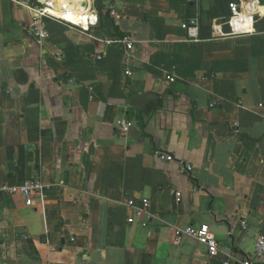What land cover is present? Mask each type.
Returning <instances> with one entry per match:
<instances>
[{
	"label": "crops",
	"instance_id": "crops-1",
	"mask_svg": "<svg viewBox=\"0 0 264 264\" xmlns=\"http://www.w3.org/2000/svg\"><path fill=\"white\" fill-rule=\"evenodd\" d=\"M60 1L51 11L87 22L49 19L39 44L31 9L0 0V184L46 185L32 205L0 194V264H264L253 256L264 234V6L250 30L231 14L203 37L211 0ZM192 18L195 36L183 27ZM144 93L154 99L130 105ZM144 198L150 216L130 223L128 200ZM201 223L219 241L214 257L176 234Z\"/></svg>",
	"mask_w": 264,
	"mask_h": 264
},
{
	"label": "built area",
	"instance_id": "built-area-1",
	"mask_svg": "<svg viewBox=\"0 0 264 264\" xmlns=\"http://www.w3.org/2000/svg\"><path fill=\"white\" fill-rule=\"evenodd\" d=\"M18 3L26 5L32 11V20L29 27V34L39 43L43 44L50 37V31L47 26V21L49 19L58 18L60 16L56 15L51 11V5L49 2L51 0H15ZM259 0H239V1H231L229 3L231 18H240L245 13L251 15L252 19L255 15H263L261 11L257 8L262 7L264 5H259ZM111 15L118 19L119 13L111 6ZM198 19L192 18L189 22H185L183 24L184 28H187L191 35L195 36L198 29ZM235 29V28H233ZM119 42L125 44L127 49H131L134 45V41L130 36H126L120 40ZM127 74H131L130 70L126 71ZM169 83H173L176 81V76L172 73L166 76ZM260 107L264 109V102L259 104ZM237 125V123H235ZM130 126L129 122H122L121 127L123 132H127ZM157 156L160 159L173 161L176 157L172 154L165 153L161 150L156 151ZM184 171H192L193 165L189 163H183ZM46 189V185L40 178H29L24 180L22 183L12 184V183H4L0 184V194L5 195H16L20 194L24 197L25 203L27 205H32L36 197L43 194ZM180 194V193H179ZM178 194V195H179ZM128 205L133 208V215L129 218L130 223H134L135 221H139L144 215L151 214V201L149 198H144L140 204H136L134 200L129 199ZM244 226L246 224L244 223ZM176 234L178 237L183 235L191 236L195 238L199 243L205 245L208 250V254L212 257L218 255L219 253V241L212 231L209 224L201 223L199 225H190L185 228H177ZM254 258L256 260H261L264 262V234H260L256 241ZM226 264H232L230 262H226ZM244 264H253V259L248 258L244 260Z\"/></svg>",
	"mask_w": 264,
	"mask_h": 264
},
{
	"label": "trees",
	"instance_id": "trees-1",
	"mask_svg": "<svg viewBox=\"0 0 264 264\" xmlns=\"http://www.w3.org/2000/svg\"><path fill=\"white\" fill-rule=\"evenodd\" d=\"M232 0H211V6L209 9L206 10L205 16L202 15L201 18V36H208L207 33H204L205 30L210 31L211 29V23L213 18L215 17H221L229 18L231 16L230 9H229V3ZM189 6L191 8L194 7V5H191V2H189ZM259 17L257 18V20ZM262 20L259 19V21L256 22L257 27L262 26Z\"/></svg>",
	"mask_w": 264,
	"mask_h": 264
},
{
	"label": "bare ground",
	"instance_id": "bare-ground-1",
	"mask_svg": "<svg viewBox=\"0 0 264 264\" xmlns=\"http://www.w3.org/2000/svg\"><path fill=\"white\" fill-rule=\"evenodd\" d=\"M63 1V0H61ZM60 1V2H61ZM67 1V0H65ZM89 2L90 0H81V1H78V2H74V4H82V2ZM60 4V3H59ZM73 3H71L70 5H72ZM58 9H55V11H52V12H55L56 15H59V16H63V17H66L67 19L69 20H72L76 23H85L87 22V13L84 12V13H76L74 14L71 10H68V12H64L63 10H59L57 11ZM75 12V11H74ZM241 20L243 19V22L241 20H238L239 23L236 25V29L238 31H248L251 29V24H252V17L250 14L246 13L244 15L241 16L240 18ZM244 23V25H243Z\"/></svg>",
	"mask_w": 264,
	"mask_h": 264
},
{
	"label": "water",
	"instance_id": "water-1",
	"mask_svg": "<svg viewBox=\"0 0 264 264\" xmlns=\"http://www.w3.org/2000/svg\"><path fill=\"white\" fill-rule=\"evenodd\" d=\"M85 5V2L83 3ZM259 5H264V0H259ZM154 93H144L139 94L137 96H134L130 99L129 103L131 106L137 107V108H144L147 101L154 99ZM154 103L148 104L146 108V112L148 113Z\"/></svg>",
	"mask_w": 264,
	"mask_h": 264
},
{
	"label": "rangeland",
	"instance_id": "rangeland-1",
	"mask_svg": "<svg viewBox=\"0 0 264 264\" xmlns=\"http://www.w3.org/2000/svg\"><path fill=\"white\" fill-rule=\"evenodd\" d=\"M196 1H199V0H196ZM204 4H206V0H204Z\"/></svg>",
	"mask_w": 264,
	"mask_h": 264
}]
</instances>
